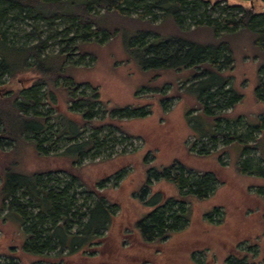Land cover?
<instances>
[{
    "label": "trees",
    "instance_id": "trees-1",
    "mask_svg": "<svg viewBox=\"0 0 264 264\" xmlns=\"http://www.w3.org/2000/svg\"><path fill=\"white\" fill-rule=\"evenodd\" d=\"M218 1L210 5L211 0H0V76L12 81L19 73L34 75L32 84L26 88L0 90V142L6 140L5 144L12 146L25 143L41 157L52 156L68 162V168L15 174L13 165H7L0 171V211L5 210L1 218L15 215L22 236L17 249L21 254L37 259L30 264H116L104 259L101 253L104 241L109 237L117 204L104 195L107 188L103 180L89 184L78 176L76 170L85 158H89V162L97 159L96 153L107 142L103 132L113 128L114 121L143 117L144 111L143 107L106 108L97 86L78 82L71 75L70 70L76 62L70 60V53L65 50L71 46L80 58L91 55L85 46L109 37L112 39L116 33L115 19L138 24L137 33L129 38L125 51L128 57L135 59L141 71L188 70L189 76L182 80V84L187 81L185 91L194 97L204 118L211 121L210 130H200L201 136L221 137L225 146L247 144L250 131L243 136L227 132V125L224 128L221 125L231 119L212 111L221 106L233 108L242 97L233 90L230 74L221 67L233 61L226 36L251 32L255 48L261 51L264 49V12L255 13L253 5L226 2L218 7L220 15L213 17ZM258 1L264 3V0ZM130 6L143 11L131 16ZM154 11H158L160 20L171 13L172 20L179 27L186 16L184 12L190 13L194 24L192 30L184 32L187 34L198 27H207L212 40L199 44L183 35L182 38L169 36L154 42L153 34L151 38L146 37L148 29H154L151 22L158 18ZM149 14L151 16H147ZM10 21H34L49 27L57 22L63 23L59 30L51 28L60 36L61 46L49 52L45 41L33 46L16 45L5 36ZM36 31L33 27L31 33ZM257 75L254 97L261 100L264 99V64L258 67ZM148 85H142L138 92L150 89ZM154 89L159 93L163 87ZM99 105H104L103 111L110 115L108 118L98 116ZM43 106L54 110V122L48 116V110H39ZM238 117L232 119L234 123L240 122ZM194 124L190 128L196 126ZM246 124L259 131L264 127V115L258 118L256 126L248 121ZM86 129L90 133L83 137ZM53 138V143L65 142L62 149L54 151L44 147L45 142ZM238 153L240 157L235 167L240 175L264 177V164L259 166L245 156L249 153L245 145ZM261 160L264 161L262 157ZM187 172L176 159L161 168L145 170L141 189L136 193L148 210L122 232L126 247L139 245V250L158 249H151L140 264H176L180 246L172 240L188 228L191 201L206 200L216 190L214 184L219 179L213 172H196L194 175ZM152 179L172 185L175 193L163 196L160 192H152L146 196ZM74 183L86 194L79 203ZM255 192L264 200V186L255 187ZM218 209L219 206H212L204 213V219L213 224L210 215ZM218 221L220 224L221 219ZM242 244L243 241L234 244L233 254L225 258V264H248V252L239 248ZM190 247L184 248L189 251L187 256L192 259L191 263H196V251ZM245 248L251 250L252 245L247 244ZM8 258L7 264H13V255Z\"/></svg>",
    "mask_w": 264,
    "mask_h": 264
},
{
    "label": "rangeland",
    "instance_id": "rangeland-1",
    "mask_svg": "<svg viewBox=\"0 0 264 264\" xmlns=\"http://www.w3.org/2000/svg\"><path fill=\"white\" fill-rule=\"evenodd\" d=\"M215 1L211 0L209 4L212 5ZM226 2L239 3L243 6L253 5L255 13L264 12V3L258 0H219L213 17L220 15L218 7ZM129 9L131 16L143 11L141 8L131 6ZM197 12L199 11L196 10ZM154 13L157 14L158 11ZM184 14L186 16L183 17L181 27L172 20L171 13L162 20L157 14L158 18L151 22L154 29H148L146 37L151 38L153 34L154 42L169 36L182 38L183 35L184 38H191L199 44L212 40V33L207 27H198L186 34L184 31L192 30L194 23L190 13ZM33 22L10 21L5 32L6 38L21 46H33L39 41H45L46 51L58 50L61 46L60 36L51 28L59 30L63 23L57 22L53 27H49ZM113 22L116 33L112 39L109 37L102 42L85 46L91 55L80 58L71 46L65 49L70 53V60L76 62L70 70L71 75L78 82H89L97 86L106 108L143 107L144 111L143 117L114 121L115 126L103 132L107 142L96 153L97 159L89 162V158H85L81 167L76 170L78 176L89 184L93 185L96 180H103L107 188L103 191L104 195L117 204L109 237L104 241L105 246L102 248V257L116 264H140L144 262L143 258L149 256V251L154 248L139 250V245L126 247L124 246L126 238L122 232L148 210L136 193L141 189L145 170L161 168L176 159L189 171L186 174L213 172L220 181L214 184L216 190L208 199L191 201L188 228L176 234L172 240L180 246L177 260L174 259L176 264H225V258L233 254L234 244L240 241H243V244L239 248L248 252V264H264V200L255 192V187L264 186V177L240 175L235 167L240 157L238 152L244 145L249 151L245 156H249L259 166L264 164L261 160V157L264 159V127L254 131L253 126L246 124L248 121L256 126L258 118L264 115V99L256 100L254 97L258 67L264 64V49L260 51L255 48L254 35L251 32L242 31L226 36L227 45L232 50L233 61L224 63L221 67L230 74L233 90L241 93L242 97L233 108L221 106L212 112L223 113L231 119L227 124L222 122L221 128L227 125V132L238 136L250 131L251 138L246 140L247 144L230 143L225 146L221 137L210 139L208 135L200 134L201 129L210 130L211 121L204 118L197 109L194 97L185 91L187 81L182 84V80L189 76L188 70L141 71L135 59L128 57L125 51L129 38L137 33L138 24L120 19ZM33 27L36 28V33H31ZM33 80L34 75L30 73H19L12 81L0 76V90L4 92L16 91L20 87L26 88ZM144 84H149L150 89L138 92ZM158 86L163 87V90L156 93L154 88ZM98 108V116H103V119L110 116L108 112L103 111L104 105H99ZM39 110L45 112L48 106L40 107ZM47 114L54 122V110L49 109ZM237 116L240 122L234 123L232 119ZM188 117L190 121L187 120ZM193 122L196 125L193 128L198 127L197 129L190 128ZM89 133L86 129L83 137ZM54 139L45 142L44 147L54 151L62 149L65 142L53 143ZM5 141L0 142V171L7 165H13L11 170L15 174L21 171L29 173L60 167L68 168V162L64 159L41 157L28 144L12 146L6 145ZM149 184L151 188L146 196L152 192H160L163 196L175 193L172 185L163 181L152 179ZM74 185L77 186L76 183ZM81 189L82 187L78 186L75 189L77 203L86 195ZM212 206H219L218 212L210 215L213 224L204 219V213L210 211ZM4 215L5 210H1L0 264H7L9 255H13L11 261L13 264H30L33 260L37 262V259L21 254L17 249L22 236L15 215L11 214L2 219ZM218 219H221L220 224ZM247 244L252 245L251 250L245 248ZM188 245H191L189 249L196 251L194 254L196 263H191L192 259L187 256L189 251L184 247Z\"/></svg>",
    "mask_w": 264,
    "mask_h": 264
}]
</instances>
